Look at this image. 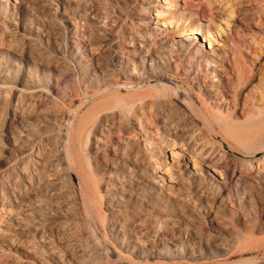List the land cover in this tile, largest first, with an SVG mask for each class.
Returning a JSON list of instances; mask_svg holds the SVG:
<instances>
[{
    "label": "rangeland",
    "instance_id": "374dc122",
    "mask_svg": "<svg viewBox=\"0 0 264 264\" xmlns=\"http://www.w3.org/2000/svg\"><path fill=\"white\" fill-rule=\"evenodd\" d=\"M153 2L164 18L173 12L181 17L180 21L176 24L177 20H174L166 28L167 17L164 27L161 23L155 24L156 14L151 15L150 21L137 20L140 0H0V46H13L18 50L16 56L0 49V63L3 67L18 66L20 74L11 77L12 86L19 89L32 79L43 91L41 99L36 98L33 104L39 120L30 160L26 155L0 164V175L4 176H0V264H264V175L258 173L264 168L252 161L259 158L262 154L258 152L264 149V124L247 129L244 123L250 116L249 111L241 118L224 109H212L205 94L191 87L187 75L175 73L174 63L170 72L164 71L158 81L146 84L149 66L144 64L141 70L138 62L135 68L140 81L137 86L124 87L123 84H132L134 80L123 73L122 59L116 57L120 52L116 45L104 53L73 48L76 39L68 24L72 21L83 25L89 42L95 44L98 24L84 18V10L95 17L113 18L114 42L118 46L125 41L127 32L148 33L154 28L162 32L158 35L170 41L160 50L177 64L182 60L191 66L183 44L174 42L187 32L186 24L192 21L199 25V34L193 36V50L213 53L210 56L216 62L227 54L231 59L234 55L239 56L242 61L239 40H250L254 33L256 42L264 45V35L257 32L254 24L263 14V2ZM201 5L205 6L202 12ZM95 51L96 57L92 54ZM93 59L97 60L95 69L103 67L104 73L107 71L104 75L89 70V66H94ZM260 64L262 71L252 84L264 90V58ZM244 66L251 68L249 64ZM227 69L235 84L233 65H228ZM104 87H109L108 93L89 98ZM9 93H6L7 97ZM25 95L21 97L22 105L30 102ZM85 98V103L74 113L79 101ZM116 101L128 104L103 110L104 103L112 105ZM203 101L207 107L206 110L201 108L204 114L187 111L188 106L201 107ZM143 103L145 105L141 106ZM134 106L142 107L146 128L157 127L165 140L161 147L150 148L155 153L146 156L151 163L154 158L158 159L160 168L142 172L157 177L163 191L154 193L155 190L148 191L144 186L147 205L138 208L128 205L126 210L130 213L127 219H121L116 214L110 215L93 178L88 186L77 179L95 169L93 138L90 135L86 140L90 127L109 124L114 121L112 111L122 115L130 113ZM2 113L0 126L9 118L8 110ZM207 118L212 120L204 121ZM69 125L72 142L67 147ZM108 139L105 137L104 147L100 146V152L105 155L108 154L106 148L115 145L113 139ZM45 147L50 148L46 150ZM17 164H21L19 168H16ZM12 167L15 170H11ZM235 169L246 171L247 179L236 181L231 177ZM31 180H35L33 184ZM243 198H249L250 206L243 203ZM27 208H40V214L43 213L30 228L20 224L27 219L22 215ZM131 211L135 212L132 214ZM59 212L65 216H60ZM111 223L123 227L124 234L117 239L111 237ZM170 226L176 229L173 232L180 237V243L175 247L160 248V238L169 234ZM132 237H139L145 244L143 251H134L139 250V246L129 243Z\"/></svg>",
    "mask_w": 264,
    "mask_h": 264
},
{
    "label": "bare ground",
    "instance_id": "6f19581e",
    "mask_svg": "<svg viewBox=\"0 0 264 264\" xmlns=\"http://www.w3.org/2000/svg\"><path fill=\"white\" fill-rule=\"evenodd\" d=\"M153 1L154 0H140L141 11L136 16L137 20H139V21L149 20L150 21L151 15L156 14L155 16H157V21L155 22V24L161 23L162 24L161 26L164 27L163 25H165V23H166L164 21L166 19L169 20L168 26L165 25L166 28L170 27V24H172L171 23L172 21L177 20V21H175L176 24L178 21H180L181 17L177 13H173V12L169 13L168 15L166 14L165 18L166 17L167 18L165 19L163 13L158 12L156 10V8H155L156 6L153 5V3H154ZM174 1H176V0H174ZM262 2H263V5L261 7L262 8L261 10H262L263 14L261 15V17L257 18L254 21V24L257 26V32H259L261 35H264V0H262ZM204 7L205 6L201 5V9H200L201 12H202V10L205 9ZM82 16L84 18H89L92 21H94L96 24H98V30H97L98 34H97V37H95L96 38L95 44H91L89 42L87 33L82 28L83 25L80 26L76 22L69 21L68 24L72 30L73 37L76 39V41L73 42V44H72L74 46L73 48L80 49L81 51L83 50L84 52L88 48L89 52L92 50H97L98 52L104 53V52H108V51L110 52L111 48L116 45V48L120 51V52H118L119 54L116 57H119V59H122V61L121 60L120 61H121V64L123 65V67H122L123 73L125 75H127L129 78H131V79L133 78V80H134V83H132V84H123L124 87L125 86H137L138 82L140 81L139 73H137L136 68H135V66L138 64V62L140 63L141 70L143 69L144 64H147L149 66L148 67L149 70L147 71L148 80H147L146 84L158 81L159 78L162 76V73H164V71L170 72V69H172V63H174L175 73L181 74V75L183 74L185 76L187 75L190 78L191 87L192 86L196 87V89L199 91V93L205 94L206 98L205 97L204 98L207 100V102L210 101V103L212 105L211 106L212 109H216V110L224 109L227 112H231L230 115L238 114L239 116H241V118L244 117V115L247 111H249L250 116L248 118L246 117L247 119L245 118L246 120L244 123L246 125V127L253 126V125H255V127H256V126H262L264 124V90L262 88H256V86H254L252 84V81L255 78H257V76H259L261 71H262L260 68L261 67L260 61L264 58V56H263L264 45L261 44L263 46H260L256 42V36H255L256 34L252 33V39H250V40H247V39L245 40V38L239 40L240 42L238 45L241 48L239 54H240L243 62L241 61L239 56L234 55L231 59L230 57L227 56L228 54L226 56H224L223 58L219 57V61L216 62L210 56V55H213V53L210 52L209 54L208 53L206 54V52L204 53L200 49L193 50L191 48V45H192L193 41L195 40V38L193 36H195L197 33L199 34V25L190 21V22H188V24H186L187 32H185V34L182 33L183 34V35L181 34L182 36L175 38L178 41L176 40L174 42V43H181L185 47L184 49H185L186 55H187V60H188L187 62H189V63L191 62V66H188V63L186 64V62L182 61V60L177 64V61H175L174 59L168 58L163 53V51L160 50L163 46L167 45L170 41L166 37H164L163 35H160V34L158 35V33H162V32H159L154 28H151L148 33L130 32V31L127 32L126 31L128 34L124 38L125 41L121 42L119 44L120 46H118V44L116 42H114V36H115L114 21H115V19L112 18V20H110L109 17H100V16L95 17L94 15L92 16V14H90L87 10H84ZM114 18H116V17L114 16ZM254 28H256V27L254 26ZM86 31H88V30H86ZM240 34H241V32H240ZM184 37H185V39H182ZM83 43H85V44H83ZM12 47L13 46L3 47L1 45L0 49H4V50L9 51V52L15 54L16 56H18V54H17L18 50L15 48L13 49ZM115 52H116V50H115ZM92 54H93V56H95V54L97 55L96 51ZM216 58L218 60V57H216ZM95 59H93L94 60L93 61L94 66L93 65H91V67L89 66L88 67L89 70L90 71L92 70L93 72H97L101 75H104L107 71L104 73L105 70H102L103 67H102V69H95L98 66L97 60H95ZM93 63H91V64H93ZM231 64L233 65V71L235 73V79H236L235 84H233L232 77L230 76V74H229L230 72L227 69V66L231 65ZM245 64L246 65L249 64L251 68L250 69L245 68V66H244ZM216 65H218L219 68L215 67ZM130 72H131V74H130ZM16 74L17 75L20 74L18 72V66L16 64H10L9 66L5 65L3 67L0 63V117L3 115L2 112L6 111V110L9 111V114L7 113V115H9V118H7L4 121L5 123L3 122V125L0 126V164L5 163L8 159L17 158V160H18L20 157L21 158L27 157L32 152V149L34 147L33 145L36 141L34 138L35 132H36L35 127H36V123L38 122L39 119L37 117L38 113L35 111L36 109L34 108L33 104H34V102L37 101L36 98L41 99L40 97H41L43 91L40 89V87H39L40 85L37 86L36 84H34L32 79H30V81H28L27 84L21 85L22 87L21 88L19 87V89L17 86H14V85L12 86L10 79H11V77L17 76ZM40 84H41V82H40ZM146 87H147V85H146ZM162 87H164V85ZM116 88L119 89L120 86H116ZM108 89H109V87L108 88L104 87V88L92 93L89 96V98L100 96V95L104 94L105 92L108 93L107 92ZM8 92H10L9 93L10 95L7 97L6 93H8ZM24 94H26L25 96H28L30 98L29 99L30 102L27 105H22V102H21V97L24 96ZM103 97H105V96H103ZM43 99H44V97H43ZM85 100H86V98L83 99L82 101H79V104L73 110L74 113H76L81 108V106L85 103ZM43 104H45V103H43ZM126 104H128V103L124 102V101H122V102L116 101V103L112 104V105L110 103L106 102L103 104V110H107V109H111V108L114 110L116 108H120V106H125ZM38 105H40L39 102H38ZM144 105H145V103H143L141 106H144ZM205 105L206 104L203 101L201 107H199V108L196 107L197 108L196 109L193 106H188L187 111L202 115L204 113L202 112L201 108H203V109L205 108V110L207 109V107ZM141 106L131 107L130 113H126V114H122V115L116 114V110L112 111V118L114 120L113 122L110 121L111 123H109V124H106V122H105L104 125H102V126L93 124L90 127L91 129H89V132L86 134V140H88L90 135L93 138L92 150H93L94 156L92 158V162L95 165V169L90 171L88 174H81V176L78 177V179H77L83 185L86 184L88 186V184L90 183L89 180H91V178H93L94 184L96 185V187L98 189H100L101 194H103L106 209L110 212V215L113 216L116 214V216H118L121 219L126 218V216H128L129 211L127 212V210H126V207L128 205H131V207H134V208L144 207L147 205V201H145L147 196L145 194H143L144 190L142 189L144 186L146 187V189L148 191L149 190H155V191H153L154 193L163 191L162 186L160 185L157 177H154L152 175H146V174L142 173L143 171L154 170V169L157 170L158 168H160V166H159L160 162L158 159L154 158L155 160L153 159L154 160V162H153L154 164H153L147 160L146 156L148 154L155 153V152H152V150L150 148H156V145H160V147H161V144L165 140L162 138V136H160L161 134L159 133L157 127L149 126V128L148 127L146 128V126L144 125L145 116L142 112ZM209 113H211V112H209ZM184 114H186V113L184 112ZM213 116L215 117V115H212V117ZM209 117H211V116L209 115ZM148 118H149V116H148ZM210 119L207 118V119H204V121L209 122L212 120V119L211 120ZM239 125H238V127H239ZM241 126H244V125L241 124L240 127ZM246 127H243V128L246 129ZM71 128L72 127L69 125V128H68L69 130L67 131V138H66L67 139L66 140V146L67 147H68V143L72 139V129ZM247 129H249V127ZM105 137L106 138L109 137V139H113V141H115L114 147H112L113 146L112 145L111 146L112 148L111 147L106 148L108 151L107 155L102 154L100 152L101 151L100 146L103 145V147H104L103 140ZM47 144H50V143H47ZM86 145H88V144H86ZM162 145H164V144H162ZM35 146H36V144H35ZM38 146H39V144H38ZM41 146H42V144H41ZM262 147H263V144H262ZM48 148H50V147H48ZM44 149H46V147ZM39 150L41 151V149H39ZM258 153H261L262 155L259 158L252 159V161H255L256 164H258V165L262 164L261 166L264 168V149ZM151 156H153V155H151ZM48 157H49V155H48ZM28 158H29L28 160H30V158H31L30 155ZM52 159H54V158H52ZM28 160H26V161L28 162ZM47 160H48V158H47ZM23 161H22V163L26 164ZM45 161H46V159H45ZM35 162H36V160H35ZM16 163H18V162H16ZM208 163L211 164L210 162H208ZM30 164L33 165V167H34V164H32V163H30ZM50 164H51V162H50ZM50 164H48V165H50ZM214 164H216V163H214ZM18 165L19 164H17L16 168H19ZM228 165H229V163H228ZM220 166H222V165H220ZM244 166H245V164H244ZM211 167H214L215 169H217L216 166H211ZM256 167H257V165H256ZM37 168L38 167H36V169ZM13 169H14V167L11 168V170H13ZM246 169H248V168H246ZM217 170H219V169H217ZM249 170L251 171V169H249ZM72 171H74V170H72ZM138 171H139V174L136 173ZM223 171H224V169H223ZM256 171H257V169H256ZM258 171H259L258 172L259 174L264 175V170L262 168H261V172H260V170H258ZM33 172H35V171H33ZM225 172L226 171H224V173ZM245 172L246 171H244L242 169H240V170L235 169V172H234V174L232 172L233 175L231 174V177L233 176L234 178H236V181L237 180L244 181L247 179L245 177L247 175L246 174L247 172L246 173ZM251 172H253V171H251ZM248 173H250V172H248ZM15 174L18 175L19 173L16 172ZM221 174L223 175L222 172H221ZM255 174H256V172H255ZM193 175H195V174H193ZM29 176L27 175V180L28 179L30 180ZM32 178L33 177H31V179ZM35 178L37 179L36 175H35ZM25 180H26V178H25ZM32 181L34 183L35 180H31V182L28 181V183L29 182L32 183ZM36 181H38V180H36ZM166 189H167V187H166ZM85 190H88V189H85ZM94 194H96V193H94ZM92 195L93 194H91V196ZM248 199L249 198H247V200H244V198H243V203H247L250 206V200H248ZM179 201H181V200H179ZM99 203H100V201H99ZM41 204H43V203H41ZM100 205L101 204H99V206ZM1 206H2V204H1ZM95 206H93V208ZM36 207H38V206L36 205ZM23 211H24V213H22V215L27 219L23 220L22 222L20 221V224L24 228H30L32 226V223H34L35 220L43 214V213L40 214L41 213L40 208H38V209L27 208ZM98 211H99V209H98ZM131 212L133 214L135 211H131ZM146 213H147V211H146ZM58 214L60 216H63V217L65 216V214L62 212L61 213L59 212ZM243 216L244 215L241 213L242 219H243ZM182 218H184V217H182ZM176 221H178V220H176ZM170 227H171V229L170 228L168 229L169 234H167V236H165L163 238H160L161 240L158 243L160 248L175 247L176 245H178L180 243V241H179L180 237L173 232V230H176V229H174V227H172V226H170ZM179 229H178V231H179ZM110 230H111V232H110L111 237L116 238V239L124 234L123 227L121 225L116 224V223L115 224L111 223ZM161 237H162V235H161ZM138 238L132 237L129 243L134 245V246H137V248L139 246V250L137 249L134 251H143L145 248V244L143 242L141 243Z\"/></svg>",
    "mask_w": 264,
    "mask_h": 264
}]
</instances>
